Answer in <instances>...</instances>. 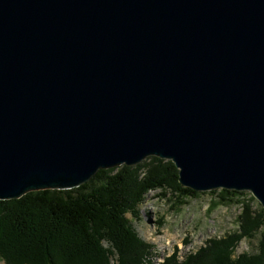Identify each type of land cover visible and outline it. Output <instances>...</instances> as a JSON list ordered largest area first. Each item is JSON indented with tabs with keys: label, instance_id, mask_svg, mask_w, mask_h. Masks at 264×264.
<instances>
[{
	"label": "water",
	"instance_id": "obj_1",
	"mask_svg": "<svg viewBox=\"0 0 264 264\" xmlns=\"http://www.w3.org/2000/svg\"><path fill=\"white\" fill-rule=\"evenodd\" d=\"M149 157L264 210V0H0V201Z\"/></svg>",
	"mask_w": 264,
	"mask_h": 264
},
{
	"label": "trees",
	"instance_id": "obj_2",
	"mask_svg": "<svg viewBox=\"0 0 264 264\" xmlns=\"http://www.w3.org/2000/svg\"><path fill=\"white\" fill-rule=\"evenodd\" d=\"M167 190L176 205L197 198L178 183V170L170 161L149 157L135 167L99 170L84 185L70 190L29 193L19 200L0 201V260L3 264H144L151 254L127 215L137 218L147 193ZM219 205H239L238 229L221 238L206 240L195 253L166 264H264V234L256 252L234 256L243 239L264 228V210L253 208L245 192H209ZM107 244L108 248L104 245ZM177 253V252H175ZM116 260V261H115Z\"/></svg>",
	"mask_w": 264,
	"mask_h": 264
},
{
	"label": "rangeland",
	"instance_id": "obj_3",
	"mask_svg": "<svg viewBox=\"0 0 264 264\" xmlns=\"http://www.w3.org/2000/svg\"><path fill=\"white\" fill-rule=\"evenodd\" d=\"M245 193L248 198L252 197ZM165 194V197L161 196L160 190L147 193L137 218L127 215L135 234L152 247L144 264H166L165 260L174 254L178 261H183L189 254L200 250L206 240L224 237L238 229L239 205H219L210 210L211 202L217 197L201 193L199 197L189 198L186 204L177 206L174 193L167 190ZM252 205L253 208L260 206L256 200ZM262 234L264 228L254 238L243 239L237 245L234 256L255 253ZM104 246L108 248L107 244ZM0 264H3L1 260Z\"/></svg>",
	"mask_w": 264,
	"mask_h": 264
}]
</instances>
